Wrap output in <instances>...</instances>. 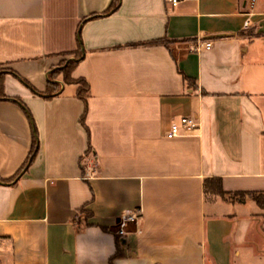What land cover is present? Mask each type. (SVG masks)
<instances>
[{
	"label": "crops",
	"instance_id": "1",
	"mask_svg": "<svg viewBox=\"0 0 264 264\" xmlns=\"http://www.w3.org/2000/svg\"><path fill=\"white\" fill-rule=\"evenodd\" d=\"M249 2L0 0V264H223L264 224L204 189L264 192V0ZM68 59L86 126L79 86L52 78ZM181 117L197 128L168 138Z\"/></svg>",
	"mask_w": 264,
	"mask_h": 264
},
{
	"label": "trees",
	"instance_id": "2",
	"mask_svg": "<svg viewBox=\"0 0 264 264\" xmlns=\"http://www.w3.org/2000/svg\"><path fill=\"white\" fill-rule=\"evenodd\" d=\"M155 44H166L164 40L155 41ZM76 59H80L82 57V53L78 52L76 55ZM78 64V61H72L68 64L66 68H63L61 70L55 71L52 78L56 79L59 75H63L64 81L66 84H76L79 86L77 96L79 99H81L85 104V110L82 117V123L85 125V117L87 115V99L89 97V85L84 79H78L75 80L72 78L71 74L73 70L76 68ZM58 91V85L50 83L49 89L47 91L48 97H53L54 94ZM5 95L3 93V84L0 77V98H4ZM37 150V142L34 141L32 152L30 153V156L24 166L20 169V171L17 173L16 177L24 171L27 166L32 162L34 159V155ZM204 189L206 194H211L215 196H221L227 201L231 202H244L246 201V197L250 200L254 201L261 210L264 211V192H240V193H225L222 189V183L220 179H208L205 181ZM82 212H87L85 209L81 210ZM121 243L119 237L117 238V253L114 255L113 258H117L122 256V253L120 251Z\"/></svg>",
	"mask_w": 264,
	"mask_h": 264
},
{
	"label": "rangeland",
	"instance_id": "3",
	"mask_svg": "<svg viewBox=\"0 0 264 264\" xmlns=\"http://www.w3.org/2000/svg\"><path fill=\"white\" fill-rule=\"evenodd\" d=\"M70 56L73 55H67V57ZM70 62H72L70 59L65 60L63 68H66ZM246 200L250 199L246 197ZM249 203L250 206L242 208L243 210H240L239 214L247 215L257 211L256 204ZM257 223L259 225H254V227L246 233L244 244L234 248L223 264H264V231L262 230L264 224L263 220H259ZM242 227H245L244 224H242ZM235 251H239L240 255H236L234 253Z\"/></svg>",
	"mask_w": 264,
	"mask_h": 264
},
{
	"label": "built area",
	"instance_id": "4",
	"mask_svg": "<svg viewBox=\"0 0 264 264\" xmlns=\"http://www.w3.org/2000/svg\"><path fill=\"white\" fill-rule=\"evenodd\" d=\"M182 0H167L168 4H170L172 7L177 6ZM257 0H250L249 2V8L253 10L256 6ZM250 24L249 21L245 23V28H249ZM194 51H201L202 49H211L212 48V42H199L195 46L191 47ZM198 126L196 120L191 117H181L178 122H174L169 132L167 133V137L172 139L175 137H178L182 130L185 131H193ZM87 171V179H92L95 176L96 173V166L92 163H88L86 166ZM136 215H130V216H124L122 219H120L118 225L121 226L120 229L117 231L118 234L124 235V227L127 222L132 221L136 219Z\"/></svg>",
	"mask_w": 264,
	"mask_h": 264
},
{
	"label": "water",
	"instance_id": "5",
	"mask_svg": "<svg viewBox=\"0 0 264 264\" xmlns=\"http://www.w3.org/2000/svg\"><path fill=\"white\" fill-rule=\"evenodd\" d=\"M71 61H75V59H71Z\"/></svg>",
	"mask_w": 264,
	"mask_h": 264
}]
</instances>
